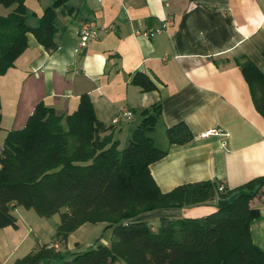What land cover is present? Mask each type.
<instances>
[{"label": "crops", "instance_id": "1", "mask_svg": "<svg viewBox=\"0 0 264 264\" xmlns=\"http://www.w3.org/2000/svg\"><path fill=\"white\" fill-rule=\"evenodd\" d=\"M55 1L25 0L27 24L38 27ZM14 7L0 4V16ZM84 21L97 29V37L77 49ZM55 27V51H47L29 32L27 49L0 75V155L9 131L22 129L38 103L69 114L89 94L120 148L142 120V111L161 103L153 136L168 153L150 169L163 192L207 180L230 190L264 176V116L244 73L250 64L264 73V0H69L57 8ZM156 29L154 35L145 34ZM137 72L148 74L158 88L143 91L132 81ZM123 109L133 116H121ZM181 122L194 138L171 145L166 130ZM218 201L142 217L155 226L162 217H203L218 210ZM251 205L260 210L251 224L253 240L264 250V187ZM13 215L16 223L0 228V264H15L44 244L64 251L61 242L48 240L60 222L46 220L55 215L41 217L19 205ZM80 228L68 238L69 251L81 244ZM107 230L109 245L112 229Z\"/></svg>", "mask_w": 264, "mask_h": 264}, {"label": "trees", "instance_id": "2", "mask_svg": "<svg viewBox=\"0 0 264 264\" xmlns=\"http://www.w3.org/2000/svg\"><path fill=\"white\" fill-rule=\"evenodd\" d=\"M67 1L56 0L32 28L25 0H0L5 7L15 6L0 16V75L27 49L29 32L47 51L58 48L57 8ZM244 73L264 116V73L252 64ZM132 81L143 91L158 88L144 72L134 74ZM161 113V103L144 109L122 148L112 126L97 117L89 94H83L78 109L69 114H58L40 102L22 129L9 131L0 155V228L16 223L13 209L19 205L45 218L59 214L54 240L62 245L86 223L112 229L109 245L98 240L86 249L79 244L65 252L44 244L15 264H264V250L251 231L260 215L251 201L264 187V176L224 191L218 182L207 180L163 192L150 169L168 153L153 136ZM166 134L171 145L194 138L183 122L168 127ZM257 185L256 193L203 217H162L157 226L142 217L158 209L225 199L239 190L252 192Z\"/></svg>", "mask_w": 264, "mask_h": 264}, {"label": "rangeland", "instance_id": "3", "mask_svg": "<svg viewBox=\"0 0 264 264\" xmlns=\"http://www.w3.org/2000/svg\"><path fill=\"white\" fill-rule=\"evenodd\" d=\"M157 142L159 145H161V139H160L159 134H158ZM32 213H34V212H32ZM46 221H48L49 225H52L54 222H60V215L56 214L54 217L50 218V220H46ZM76 235L79 237V239L81 241L80 248L86 249L89 246L96 244V242L98 240L101 243L106 244V242H108V240H109L110 233H108V230L105 229L104 223H97V224L87 223L82 228H80V230H78V232H76ZM48 240L54 241V238H52L50 236V238ZM63 250L65 252L69 250L67 245H65V247H63Z\"/></svg>", "mask_w": 264, "mask_h": 264}, {"label": "built area", "instance_id": "4", "mask_svg": "<svg viewBox=\"0 0 264 264\" xmlns=\"http://www.w3.org/2000/svg\"><path fill=\"white\" fill-rule=\"evenodd\" d=\"M160 29H156L155 31L146 32V35H154L155 33L159 32ZM97 37V29L89 22L84 21L82 22L80 29H79V44L77 49L85 48L88 46L89 42ZM121 116L130 119L133 116L132 111L129 109H123L121 112ZM120 122V116L115 117L113 119V123L117 124ZM209 133L203 134V136H207ZM226 188L223 184L219 185V191H224Z\"/></svg>", "mask_w": 264, "mask_h": 264}, {"label": "water", "instance_id": "5", "mask_svg": "<svg viewBox=\"0 0 264 264\" xmlns=\"http://www.w3.org/2000/svg\"><path fill=\"white\" fill-rule=\"evenodd\" d=\"M259 189V185H257L253 191H247V190H239V191H235L233 194H231L228 198L225 199H219L218 204L221 208H226L228 206H230L232 203H234L238 197L246 195L249 196L253 193H256L257 190Z\"/></svg>", "mask_w": 264, "mask_h": 264}]
</instances>
